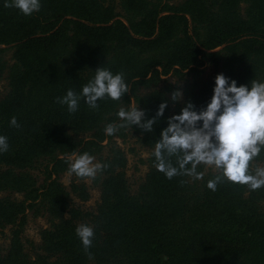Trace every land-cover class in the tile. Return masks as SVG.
Returning <instances> with one entry per match:
<instances>
[{"label": "trees", "instance_id": "16d2710c", "mask_svg": "<svg viewBox=\"0 0 264 264\" xmlns=\"http://www.w3.org/2000/svg\"><path fill=\"white\" fill-rule=\"evenodd\" d=\"M4 3L0 135L10 147L0 153V230H8L9 243L0 247V264H264V186L222 179L213 191L208 182L222 170L201 165L200 179L169 180L154 156L168 119L189 102L205 109L218 74L238 87L264 83V0H41L31 17ZM241 3L261 10L247 21L232 10ZM100 67L124 74L129 92L120 101L106 97L92 109L82 98L74 114L56 102L69 89L81 94ZM177 90L183 96L174 103ZM164 102L152 132L133 125L106 135L108 124L122 123V108L138 107L152 119ZM13 117L19 129L10 125ZM128 133L153 149L135 193L117 143ZM83 153L108 168L94 180L72 174L65 186L60 176ZM252 161H264V147ZM35 171L44 174L41 183ZM86 180L99 191L92 211L81 207L90 198ZM28 213L46 218L38 244L24 236ZM80 225L94 230L93 259L76 234Z\"/></svg>", "mask_w": 264, "mask_h": 264}, {"label": "clouds", "instance_id": "9594fccd", "mask_svg": "<svg viewBox=\"0 0 264 264\" xmlns=\"http://www.w3.org/2000/svg\"><path fill=\"white\" fill-rule=\"evenodd\" d=\"M4 7L31 17L41 10L42 5L41 0H5ZM128 92L122 72L113 74L100 67L95 71L94 78L83 86L81 94L69 89L56 102L66 105L69 113L74 114L82 98L90 108L97 109L98 101L106 97L120 101ZM182 96V92L177 90L172 93L171 99L174 103L180 102ZM167 107V102L161 103L156 117L152 119H146L145 112L138 107L130 110L122 108L118 113L122 123L108 124L105 133L111 136L119 128H132L133 125L143 132H152L157 118L163 117ZM167 124L155 145L154 156L155 167L169 180L178 175L200 179L202 173L197 172V166L204 164L222 170L221 175L208 182V188L213 191L222 179L248 185L251 190L264 186V168H258L255 175L249 172L250 162L264 147V83L252 81L250 88L245 85L238 87L235 80L218 74L213 96L205 109L198 112L189 102L179 115L169 118ZM10 125L18 129L21 127L15 117ZM9 147L8 138L0 135V153L8 152ZM173 156L178 166L173 165ZM94 159L89 153L78 155L70 163L69 175L94 180L98 173L108 168L107 164L94 163ZM76 234L88 258L93 259L89 251L93 245V228L80 225Z\"/></svg>", "mask_w": 264, "mask_h": 264}, {"label": "rangeland", "instance_id": "374dc122", "mask_svg": "<svg viewBox=\"0 0 264 264\" xmlns=\"http://www.w3.org/2000/svg\"><path fill=\"white\" fill-rule=\"evenodd\" d=\"M115 12L120 13L117 2H114ZM259 4L253 3H241L237 6V8H233L232 10L235 13H238L243 19L250 20L251 17L256 16L259 13L261 8H258ZM223 47H219L216 50H221ZM262 69L264 71V55L261 60ZM204 76L210 77L213 74V67L209 64L204 67ZM168 81L172 84H177L176 79L174 77H167ZM181 87L182 82L180 81L177 84ZM6 91V81L4 79L0 80V93L4 94ZM117 143L120 148H122L127 157V165H126V177L129 184V188L131 193H135L139 184L143 181L144 175L147 172L146 161L150 154L153 152V149L143 145L138 136L133 133H128L127 137L123 140L118 139ZM94 163L95 160H94ZM203 168L204 172H216L218 169L214 166L200 164ZM251 170L254 174H256V170L258 168H264V161H252L250 165ZM34 174L38 179V183H41L44 179V174L41 171H35ZM71 180V175L63 174L60 176V181L68 186ZM86 184L89 188L90 198L86 203L81 204V207L84 210L92 211L95 209L96 204L99 200V191L96 187L92 186L90 180H86ZM20 198V196H17ZM47 222L45 216L34 217L31 213H28L27 223L24 230V236L32 240L35 244L39 243V231L42 228L47 227ZM8 230H0V247L6 248L8 246Z\"/></svg>", "mask_w": 264, "mask_h": 264}]
</instances>
